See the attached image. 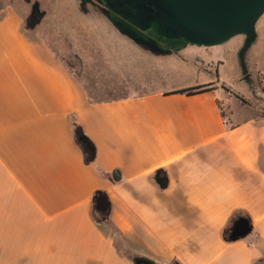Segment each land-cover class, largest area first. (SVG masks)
<instances>
[{
  "label": "crops",
  "instance_id": "1",
  "mask_svg": "<svg viewBox=\"0 0 264 264\" xmlns=\"http://www.w3.org/2000/svg\"><path fill=\"white\" fill-rule=\"evenodd\" d=\"M214 80L150 93L130 81L135 92L92 101L16 11L2 13L0 264H264V119L227 122ZM77 125L95 144L91 164ZM99 191L112 204L103 218ZM235 212L253 231L227 242Z\"/></svg>",
  "mask_w": 264,
  "mask_h": 264
},
{
  "label": "rangeland",
  "instance_id": "2",
  "mask_svg": "<svg viewBox=\"0 0 264 264\" xmlns=\"http://www.w3.org/2000/svg\"><path fill=\"white\" fill-rule=\"evenodd\" d=\"M40 3L47 15L35 29H30L31 7L24 0H0V16L8 10L16 11L25 32L66 62L86 87L90 100L106 101L135 92L128 88L132 85L130 81L139 82L142 85L139 87L150 93L153 89L194 86L215 79L216 95L227 122L250 115L264 119V14L256 24L257 40L246 53L255 83L251 88L241 79L238 55L245 42L243 35L218 46L188 45L171 55L158 57L120 34L100 9L88 6L84 12L78 0H40ZM142 67L150 71L144 73ZM240 216L244 214L234 213L224 238L229 236L232 222ZM97 218L103 216L98 213Z\"/></svg>",
  "mask_w": 264,
  "mask_h": 264
},
{
  "label": "water",
  "instance_id": "3",
  "mask_svg": "<svg viewBox=\"0 0 264 264\" xmlns=\"http://www.w3.org/2000/svg\"><path fill=\"white\" fill-rule=\"evenodd\" d=\"M30 3L32 0H24ZM85 2L87 0H80ZM105 9L103 14L120 34L140 48L155 55H171L188 45L199 47L218 46L231 38L243 35L245 42L239 52V63L244 79H252L246 62V53L257 40L256 24L264 14V0H98ZM39 9V3L34 4ZM157 183L166 188L168 178ZM114 180L120 173L114 171ZM95 210L106 217L111 211V201L106 192L94 197ZM253 231L249 218L240 216L232 222L229 236L235 242L246 238ZM154 262L147 257L133 258L134 264ZM173 264H181L176 261Z\"/></svg>",
  "mask_w": 264,
  "mask_h": 264
},
{
  "label": "flooded vegetation",
  "instance_id": "4",
  "mask_svg": "<svg viewBox=\"0 0 264 264\" xmlns=\"http://www.w3.org/2000/svg\"><path fill=\"white\" fill-rule=\"evenodd\" d=\"M80 2V7L81 9L84 11V12H87V7L88 6H91L93 7L94 9H100V10H104L105 7L98 1V0H87L85 2H82L80 0H78ZM38 2L39 3V9L37 10H34V4ZM27 3V2H26ZM30 5L31 7V14H30V29H35L37 26H39L41 23H42V20L44 19V17L47 15V11L46 10H42L41 9V3H40V0H32L30 3H27ZM250 77H251V74H250ZM242 81H245L249 86H252L255 84L252 77V82L249 84L245 79L244 77L242 76ZM158 172V171H157ZM156 172V173H157ZM159 177L161 178H168L167 176V173L164 171V170H159ZM157 179V175L155 174V181ZM157 182V181H156ZM135 258V257H134ZM154 261V260H153ZM150 264H156V262H152Z\"/></svg>",
  "mask_w": 264,
  "mask_h": 264
},
{
  "label": "trees",
  "instance_id": "5",
  "mask_svg": "<svg viewBox=\"0 0 264 264\" xmlns=\"http://www.w3.org/2000/svg\"><path fill=\"white\" fill-rule=\"evenodd\" d=\"M201 89H202L201 87H192V88L181 89V90L177 91V93L195 94V93H198ZM75 138H76V142L78 143V145H80V147L84 153L86 163H88V164L93 163L95 161V157H96L95 144L84 133V130L82 129V127L80 125H77L75 127Z\"/></svg>",
  "mask_w": 264,
  "mask_h": 264
}]
</instances>
